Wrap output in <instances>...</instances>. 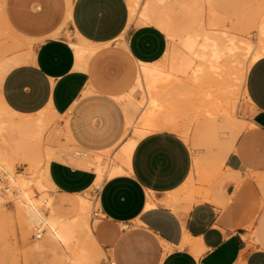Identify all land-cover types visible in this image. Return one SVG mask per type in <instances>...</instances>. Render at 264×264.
Listing matches in <instances>:
<instances>
[{"label": "crops", "instance_id": "crops-1", "mask_svg": "<svg viewBox=\"0 0 264 264\" xmlns=\"http://www.w3.org/2000/svg\"><path fill=\"white\" fill-rule=\"evenodd\" d=\"M130 1L66 0L65 22L76 36L96 46V51L77 67L72 41L58 38L61 29L56 28L34 48L32 61L12 68L1 83L0 93L10 110L34 115L52 108L67 121L72 143L95 154L93 159L90 155L68 157L64 153L71 143L55 154L49 177L59 192L74 195L92 188L98 176L96 153L108 151L132 135L125 134L127 112L117 98L134 87L141 63H155L166 53L168 42L160 27L129 24ZM206 1L217 12L213 1ZM3 3L1 0L0 10ZM118 40L127 60L137 68L132 87L110 95L104 92L102 78L109 54L92 57ZM246 89L254 126L237 135L227 123L230 134L225 136L233 150L223 171L258 176L264 174V56L249 69ZM213 121H208L210 128L220 132ZM200 163L222 164L220 160ZM194 167L197 170L196 161ZM126 170L105 179L101 192L104 218L94 224V236L113 264H264V213L254 234L262 247H250L240 222L228 220L216 204L203 199L206 190L196 192L190 186L193 157L180 135L158 130L141 136ZM250 188L244 184L238 192ZM235 191L234 183L226 186L228 196ZM149 202L154 207L147 208Z\"/></svg>", "mask_w": 264, "mask_h": 264}, {"label": "bare ground", "instance_id": "bare-ground-1", "mask_svg": "<svg viewBox=\"0 0 264 264\" xmlns=\"http://www.w3.org/2000/svg\"><path fill=\"white\" fill-rule=\"evenodd\" d=\"M142 2L143 0L129 2V24L139 21L140 24H153L166 30L171 43L170 50L166 52L165 64H160L161 59L155 63H141L134 87L126 95L117 98L124 110L126 109L128 128L137 124L143 130L137 128V137H128L125 142L119 144L114 162H111L110 158L104 165L106 157L104 160L102 155L101 161V152L96 153L98 176L93 187L101 186L106 178L127 173L132 151L141 136L152 131L167 130L186 140V123L190 121V111L193 108L196 109V115H203L208 121L215 120L214 117L221 114L237 135H240L249 123L240 121L241 118H237L235 114L240 102V93L243 99L250 103L246 89L247 75L252 64L264 56V17L260 22L258 19L254 22V18H261V13L263 14L261 3L254 6H258L256 12L255 8H252L255 14L250 10L243 14L247 18L243 15L245 18H230L231 27L227 29L223 24L224 27L219 29V13L206 1L207 21H210L205 24L201 18L194 32L181 37V46L178 47L176 33L167 21L155 12L149 3ZM250 26H254L258 31L256 43L250 40ZM4 32L0 26V35ZM7 33L6 30L5 36ZM77 38L78 42H71L70 45L75 51L76 66L81 67L97 47L79 35ZM23 45H26L24 41L15 38L10 49L19 52L12 54L10 58L0 59V86L12 68L32 61L33 49L21 52ZM138 91L142 93L140 100L135 96ZM56 119L63 121V129L57 128L58 124L54 123ZM201 123V127H198L204 130ZM249 124L254 126L251 121ZM73 141L64 116L52 108L48 107L34 115L17 114L5 105L0 93V178L13 189L9 194L14 196L18 217L29 224L32 236L42 233L41 237L34 239L37 248L43 244L49 246L53 253L56 252L53 250H59L60 247L68 250L64 260L58 258L61 264L66 261H70V264H98L104 250L94 236L95 225L89 219L90 206L85 196L87 192L74 194L76 198L72 200L73 203L70 202V209H66L65 203L68 202L55 196L54 191L57 190L49 177V165L55 154ZM106 154L108 155V152ZM43 155L46 156L45 159H42ZM23 159H27L30 164L28 175L16 172L18 161ZM200 162L196 160L197 170L204 175V182L210 184V189H205L208 193L205 191L207 194L205 193L203 199L224 206L230 199L226 186L231 183L238 185L241 181L240 172L234 173L231 169L223 171L222 164L202 165ZM257 177L259 185L264 186V174ZM190 186L192 187L193 183ZM2 188L3 184L0 183V221L1 218L9 216L4 200L9 194H4ZM193 189L196 191L200 188L193 186ZM198 194L200 198V191ZM150 207H154L152 202L147 204V208ZM66 210L71 215L65 216ZM0 264H19V261L15 256L6 254L0 258Z\"/></svg>", "mask_w": 264, "mask_h": 264}, {"label": "rangeland", "instance_id": "rangeland-1", "mask_svg": "<svg viewBox=\"0 0 264 264\" xmlns=\"http://www.w3.org/2000/svg\"><path fill=\"white\" fill-rule=\"evenodd\" d=\"M212 1L220 16L219 29H221V27H224L223 24H225V27L227 29L230 28V18L235 19L238 16L246 17V15L243 14H247L250 10L254 13V10H252V8L255 5L259 6V3H261V7L263 6L262 9L264 8V2L262 3V0ZM257 1H259V3ZM144 2L149 3L153 7L155 12L159 13L167 21L170 28L176 33L175 40L178 47L181 46L179 42L181 37H183L185 34L194 32V30L198 27V23L201 18L204 19L205 24H208L207 22L210 21L209 19V21H207V9L205 8L207 6V3L205 0H143L142 3ZM258 6H256L257 8L254 7L255 12L257 11ZM65 7L66 0H4V3L0 10V26L3 30H5V32L7 30L8 33L6 36L5 32L4 34L0 35V48L2 50L0 59H5L7 57L10 58L14 54L19 52L10 49L11 42L15 38H18L25 42L26 45H23V47H21L20 49H23L21 50V52H26L31 49L34 50L37 45L50 38L49 34L56 28L61 29V34L58 38H64L70 42H78V38L76 34L71 30L69 23L65 22ZM250 17H252V15ZM260 17L261 18H254V22L256 21V19H258L259 22L261 21V19L264 17V10L263 14L261 13ZM139 24L140 22L137 21L133 23L132 26L138 27L140 26ZM253 27L249 28L252 30L249 31L248 29V32L250 40L256 43L258 42V31H256L257 29L255 30V28ZM162 30L166 34L165 36L168 42L166 52H169L171 43L168 39V32L164 29ZM11 34L14 35L15 38ZM122 39H124V37H122ZM114 51L118 52H115L117 53V55L113 54ZM123 51L124 49L121 45V41L118 40L114 43H110L101 47V50L92 57L96 58L99 55L109 54L108 58L105 59V62L103 64L106 69L104 72L106 73H102V78L104 79V92L110 95L127 92L134 83L133 72L137 68V65L135 62H129L123 54ZM165 56L166 53L161 59V65L165 64L167 61ZM141 94L142 93L140 91L135 94L138 100L142 98ZM217 96L219 97L220 95L218 94ZM218 97L217 99L221 101L222 99H219ZM239 101L240 102H238V110L236 111L235 115L237 118H241L240 121L243 120V122L247 121L250 123V119L253 115L250 103L243 99L241 93L239 94ZM195 110L196 109L193 108L190 111V121L186 123L188 127V135L187 139L184 140L190 147L193 157V186L205 190L210 187V184L204 182L201 174L202 172L195 169V161L197 159L201 162H213L220 160L222 162V168L224 169L225 160L228 154L232 152L233 148L229 147V136H225L230 134V127L226 123V120L223 118V116L219 114L220 117L219 115H216L214 117L215 120L213 122H215L221 129L220 132H217L210 128L206 117H203V115H196ZM137 115L138 113H136V116ZM200 122H202L201 124H203L202 127H204V130L200 129ZM54 123L58 124L59 127L57 128H64V123L62 120L56 119ZM249 123L245 130L251 128V125ZM129 128V132L127 131V133L129 135L132 132V135L130 137H137V128L143 130L142 127L137 124ZM222 135L225 137L222 138ZM119 146L120 145L106 151L108 152V155L106 154V152H101L99 160L101 159L102 161L101 157H103L102 155H104V160L106 157V160H103L105 162L104 165H106L110 161V158L111 162H114V157L119 149ZM80 149L83 148L79 147L76 143H71L64 155L68 157L74 156V152ZM55 151H57V149ZM89 155L91 159L95 157V154L93 155V153L89 152ZM45 157L46 156L43 155L42 159H45ZM29 165L30 164L28 163L27 159L18 161L16 172L19 174L28 175ZM88 170L90 172L94 171L93 169ZM240 175L242 182L240 185L235 184L236 191L229 196L230 201L225 204V206H216L222 212V214L227 217L228 220H236L240 222L239 224H241L246 231L244 238L250 247H262V244L258 240H256L254 234L258 228L259 219L262 213H264V186L259 185L257 181L258 177L254 173H244ZM244 184L250 185L251 191L241 194L238 192V190ZM86 192L87 194L85 193V196L89 203V197L92 192V188H90ZM54 194L56 197L63 198L65 199V202H68L65 203L66 209L69 208L70 205H72V200L76 198V196H73V194L59 192L58 188L57 191H54ZM240 194L242 196H239ZM66 199H68V201H66ZM4 200L5 207L9 213V216L3 219L1 218L0 221V258L7 254V256L12 255V257L15 256V258H18L19 264H51L52 262L53 264H61L58 258L60 257L64 260L65 255L68 253V250L64 247H60L59 250H53L56 251L53 253L52 249L49 246L43 244L37 248V245L34 241L35 236H32L30 233L29 224L26 221L20 219L16 213L14 196L12 194H9ZM89 206L90 208L88 215L90 222H93L97 226L101 219H91L92 208L90 203ZM64 215L69 216L71 215V213H68V211L66 210V213ZM70 263V261H66L64 263L62 262V264ZM107 263L108 255L105 251H103L98 264Z\"/></svg>", "mask_w": 264, "mask_h": 264}, {"label": "built area", "instance_id": "built-area-1", "mask_svg": "<svg viewBox=\"0 0 264 264\" xmlns=\"http://www.w3.org/2000/svg\"><path fill=\"white\" fill-rule=\"evenodd\" d=\"M74 156L86 158V157H89V151L86 149L76 150L74 152ZM104 182L102 183L101 186L93 187L94 182L92 184V192H91L90 197H89V203H90L91 208H92V212H91V219L92 220L104 218V215H103L102 209H101V192H102ZM0 183L3 184L2 192L4 194H9V193L13 192V189L11 188V186L4 179L0 178ZM41 236H42V233H38L35 237L39 238ZM107 264H113V262L111 261V259H109V257H108V263Z\"/></svg>", "mask_w": 264, "mask_h": 264}]
</instances>
